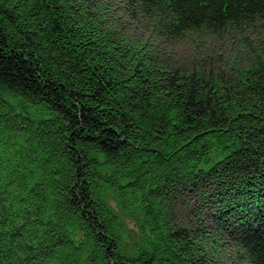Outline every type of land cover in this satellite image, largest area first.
Masks as SVG:
<instances>
[{"label":"trees","instance_id":"trees-1","mask_svg":"<svg viewBox=\"0 0 264 264\" xmlns=\"http://www.w3.org/2000/svg\"><path fill=\"white\" fill-rule=\"evenodd\" d=\"M0 264H264V0H0Z\"/></svg>","mask_w":264,"mask_h":264},{"label":"rangeland","instance_id":"rangeland-1","mask_svg":"<svg viewBox=\"0 0 264 264\" xmlns=\"http://www.w3.org/2000/svg\"><path fill=\"white\" fill-rule=\"evenodd\" d=\"M163 47H165L166 49H171L173 53H176V55L178 57H183L184 55H186L188 52L191 51L190 48L186 47L185 44L177 42V43H171L169 45L163 44ZM206 47H204L203 45V49H205ZM223 50V49H222ZM127 224L130 221H126Z\"/></svg>","mask_w":264,"mask_h":264}]
</instances>
